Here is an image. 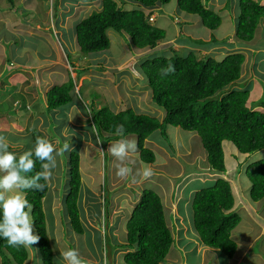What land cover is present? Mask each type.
<instances>
[{
	"label": "rangeland",
	"instance_id": "obj_1",
	"mask_svg": "<svg viewBox=\"0 0 264 264\" xmlns=\"http://www.w3.org/2000/svg\"><path fill=\"white\" fill-rule=\"evenodd\" d=\"M209 1L211 4L208 0H204L206 5L217 11L222 19L215 31L204 27L197 20L196 15L172 14L168 19H162V27L166 33L165 39L162 43H158L156 48L147 51L144 56L145 50L135 51L129 44L127 36H122L114 30L108 31L110 39L108 49L88 54L79 50L75 36V24L93 10H99L101 0H75L74 2L70 0H13V2L0 0V76L3 70L16 66L14 71L23 74L20 77L22 80L31 78L39 82L41 77H45L43 81L45 83L41 86L49 85L50 88L53 85H59L67 81L69 76L76 83V93L70 104L43 114L36 122L30 124L31 128H36L43 134H49L54 138L58 149L64 143L70 145L68 151L56 156L57 166L53 169L52 179L48 182V191L43 198L47 233L53 250V264L66 263L60 256V252L67 249L77 250L83 264H93V260L97 262L94 264H127L122 258L124 250L120 243L125 242L124 219L132 206L122 205H126L124 194L135 192L141 187L142 190L153 188V182H155L153 185L156 190L161 193L168 212L171 211L178 216L177 221L176 218L174 219V224L183 249L176 253L185 258L186 264H199L202 261V255L203 261L205 260L204 264H229L233 259L227 258L217 249L210 251L208 247L203 246L200 247L202 253L197 250V244L201 242L192 225L191 199L196 190L209 185L213 179L224 177L230 182L235 198V210L242 218L237 226L243 227L249 221L264 223V199L256 202L250 199V182L244 172L248 163L264 157V149L243 154L238 152L231 142L224 141L226 171L218 173L209 169L205 150L195 132L167 125L166 138L159 130H156L145 141V145L155 154L154 163H144L136 151L131 159L125 162L133 169V173L122 179L116 176L114 167L116 161L108 152L110 144L117 140L108 142L102 148L98 143L93 125L87 122L89 116H87L88 110L84 104L91 103L96 108L102 105H108L115 110L128 107L137 109L138 107L144 112H152L156 116L161 115L162 109L148 99L149 90L146 87L145 78L139 72V64L143 59L170 55L169 47L173 44H167V39L179 27L174 24L176 17L180 16L179 25L182 24L183 19L190 17V20L194 21V24L183 26L186 32L184 39L196 36L208 38L209 32L217 38H222L232 28V24L236 26L239 0H219L224 3L221 8L216 7L213 0ZM168 4V7L175 6L177 10L175 0H171ZM130 5L131 7L139 6L136 3H130ZM164 7L165 5L162 9ZM150 20H153L152 15H150ZM233 37L235 38L234 35ZM257 43L264 44V40L258 42V39L254 38L251 48H254ZM174 44L177 50L181 48L179 43ZM248 45L247 41H238L234 44L235 49L230 50V45L225 44L228 50L224 52L227 54L237 51L247 53L248 59L244 67L247 73L242 75L241 70L238 81L231 84L228 89L249 86L251 90L246 105L250 106L252 100L264 98V51L257 50L258 52L253 51V53L252 49H245ZM203 51L206 50L203 49ZM131 58L133 61L129 63ZM134 70L140 75L134 76ZM257 79L260 84L255 83ZM253 81L255 85L252 88ZM37 89H40V85ZM76 90H79L81 95ZM1 97L5 98L2 95ZM4 104L7 106L6 102ZM15 108L16 104L13 109ZM69 116H74V118L69 121ZM41 120L44 121L42 126L38 124ZM16 132L10 129V131H0V135L6 137L8 143L14 144L11 138L19 137ZM29 132L30 129H27L21 134L26 136L25 145L29 144ZM133 137L128 134L123 138ZM29 149H33L32 144ZM8 151L17 156L24 153L19 149H8ZM72 151H78L80 155L81 186L77 206L84 227L83 233L75 232L70 226L69 218L61 203L69 179L67 157ZM237 162L241 163L238 168ZM143 168H150L154 174L147 179L142 175H136V172ZM158 174L160 175L157 176ZM170 182L173 190L169 185ZM117 194L120 196L115 203ZM118 203L121 204L117 205ZM114 211L119 213L111 214ZM250 218L252 219L249 220ZM33 233L36 235L34 226ZM176 233L174 228V234ZM27 250L29 255L23 264H28L29 258L33 259L32 264H44L38 242L32 247H27ZM172 253L169 251L168 256L159 264H171L169 260L172 258ZM8 255L11 256V254ZM231 262L238 264L239 258ZM243 262L242 260L239 264Z\"/></svg>",
	"mask_w": 264,
	"mask_h": 264
},
{
	"label": "trees",
	"instance_id": "obj_2",
	"mask_svg": "<svg viewBox=\"0 0 264 264\" xmlns=\"http://www.w3.org/2000/svg\"><path fill=\"white\" fill-rule=\"evenodd\" d=\"M170 1L101 0L99 10H93L75 24L79 50L88 54L108 49L109 30L127 36L135 51L155 48L157 43L165 39L166 33L164 29L151 23L150 13L154 8ZM130 3L139 6L129 8ZM176 4L182 12L196 15L201 24L211 31L221 24L220 14L209 8L204 0H176ZM238 5L235 37L241 41H249L253 39L259 21L264 19V3L239 0ZM146 9L150 11L147 13ZM214 40L212 37L208 42H195L206 44ZM169 50L170 55L143 59L138 68L149 90L148 99L162 109L161 115L144 112L138 107L115 110L108 105L96 108L92 103L84 104L88 110L87 122L94 125L101 147L132 134L136 137L140 160L147 164L154 163L155 154L145 146V140L156 130L166 138L167 125L180 127L199 136L209 169L218 173L226 171L224 141L231 142L243 154L263 150L264 98L252 100L250 106H247L251 90L249 86L228 89L241 75L245 54L237 51L218 59L210 54L200 56L193 49L177 50L169 47ZM132 61L133 58L129 63ZM170 63L175 66L176 71L162 76V70ZM15 67H9L5 72L15 70ZM75 93V81L71 76L67 81L50 87L45 93L47 114L70 104ZM78 94L81 95L79 90ZM121 124L125 129L123 137L115 134L116 127ZM37 136L45 137L40 130L32 128L30 139L33 149ZM67 158L69 179L61 203L70 226L75 232L83 233L84 227L77 206L81 186L80 155L78 151H72ZM240 164L237 162V168ZM40 170L41 162L36 160L35 168L28 175L33 176ZM244 172L250 182V199L254 202L264 199V157L248 163ZM40 182L44 183L43 180ZM22 191L33 205V226L39 236L38 246L43 262L53 264V250L43 211V198L48 191V183L43 191ZM235 208L232 186L224 177H217L209 185L196 190L191 199L192 225L201 243L220 250L227 258H233L238 247L231 236L233 229L241 221V215ZM125 235V242L120 244L124 250L122 258L127 264H159L169 253L174 236L167 225L161 198L154 189L146 188L140 192L127 219ZM28 255L27 247H11L6 240L0 238V264H22Z\"/></svg>",
	"mask_w": 264,
	"mask_h": 264
},
{
	"label": "crops",
	"instance_id": "obj_3",
	"mask_svg": "<svg viewBox=\"0 0 264 264\" xmlns=\"http://www.w3.org/2000/svg\"><path fill=\"white\" fill-rule=\"evenodd\" d=\"M213 1H214L215 6L218 8H221L224 4L222 2H219V0H213ZM256 1L264 3V0H256ZM208 2H209V4H211L209 0H208ZM175 4H176V0H175ZM168 6H169V4H165V7L163 9H162V6L153 9V11L150 13V15H152V17H153V20H151L152 24L163 29L162 19H168V17H170L172 14L178 15L179 13H184L181 10H179L178 8H177V10H175V6L174 7H168ZM129 7H131V6L129 5ZM176 7H177V4H176ZM158 9H160L161 11ZM211 9H213V8H211ZM149 11H150L149 9H146L147 13ZM184 14H187V13H184ZM187 15H191V14H187ZM236 17H237V15H236ZM158 18H161V20H158ZM190 18L183 19L181 25H179L180 24V16L174 18L175 19L174 24H177V27L178 26L179 27L175 30L174 34L169 39H167V41H168L167 44H169V43L173 44V46H172L173 49H176L174 43L177 42L181 46V48H179V49H185V48L186 49H193V50H196L200 56L210 54V55L214 56L215 58L220 59L223 56L227 55V52H224V51L228 50V48H227V46H225V44L230 45V50H231V49H235L234 44H236V42L241 41V40L237 39L236 37H235L236 39L233 37V35L235 36V27L233 24H232V28L229 27L231 29L229 31H227V33H225L222 36V38H217V36H214L211 32H209L207 35L208 38H202L201 36H196L194 38L185 37L188 39H184V35L186 34V32L184 31L183 26L186 24H189V25L194 24V21L190 20ZM154 20H155V23H154ZM197 20H199V18ZM208 30H210V29H208ZM213 31H215V30H213ZM228 33H230V34H228ZM211 37L215 38V40L211 43L198 44L195 42V40H201V39L204 42H208V41H210ZM254 38L258 39V42L264 40V19H261L259 21L257 28L255 30L253 39H251L252 41L251 40L247 41V44H249V45L247 47H245V49H248V50L252 49L251 52H253V51L255 52L257 50L264 51V44L257 43L256 46H254V48H251L253 46L252 43H254ZM162 42L163 41H161L159 43H162ZM157 46H158V43L155 46V48ZM203 49H205L206 51H203ZM149 50H151V49H146L144 51V53H143L144 56H145V53ZM247 59H248L247 53H245V61L242 65V75H244L243 73H247V70H244V67L246 66L245 63L247 62ZM28 66H32V65H28ZM22 75H23L22 73L14 71V70L6 71V72H5V70H3V72L0 76V131H3V132L8 131V130L10 131V129L12 131L16 130L17 131L16 133L19 134V137H12L11 138V141H13L14 144L9 142V148L8 149H10V150L19 149V150H22V152H26L28 150H31L29 148H30V145L32 144V142H31V139L29 138L30 139L29 144L27 143V145H25L24 143L26 141V136L21 135V134H22V132L27 131V129L31 130L33 127L31 128L30 124L33 122H36L43 114H47L46 113V103H45V93L48 90L49 85L48 86H45V85L41 86L42 83H45V82H43L45 77H41L40 81L37 82L31 78L29 80H27V79L22 80L20 78V77H22ZM256 77L258 78V76H256ZM255 81H253V84L251 85L252 88L254 87L255 83H259L258 79ZM248 84H250V82H248ZM39 85H40V89H37V87ZM31 90H33L32 93H31ZM39 92L41 94H39ZM1 95L5 96V98L1 97ZM5 102L7 103L8 107L5 106V104H4ZM15 104H16V108L13 109ZM43 122L41 120V122L38 124L42 126ZM8 124H9V127H7ZM49 125L50 124L48 123V128H49ZM44 136L47 139H49L51 142H53L54 144H57V142H55V139L52 138L49 134L48 135L44 134ZM131 136L132 137L134 136L133 138L136 140L135 135L131 134ZM19 144H21V145H19ZM145 146H147V145H145ZM159 175L160 174H158L157 176H159ZM155 180H157V179H155ZM154 183L155 182L152 183V187H153L152 189H154L159 194V196L161 198V201H162V204L164 207V214H165V219H166L167 225L171 229L172 234L174 236V241H173L171 249H170V251H172L173 253H172V258L169 260V263H171V264H186L185 258L180 256L179 253H176L177 251L183 249L182 242L178 237L179 235L176 233L177 228L175 227V224H174V219L176 218V221H177L178 216L174 215L171 211L168 212V210L166 209L167 206L164 205V199H162L161 193H159V191H157L156 188L154 187V185H155ZM156 184L158 185L157 182H156ZM169 185L172 186V183L170 182ZM137 186H139V184H137ZM141 188L139 190H137L135 192H131V193L126 191L127 193L124 194V202L126 203V205H124V204H122V205L123 206L129 205V206H132V208H133L134 204L138 201L140 192L142 190ZM171 189L173 190V186L171 187ZM119 194L121 195V192ZM120 195H118V194L115 195V203H117V198ZM170 202H173V201H170ZM119 204H121V203H118L117 205H119ZM174 204H176L175 201H174ZM120 208H124V207H120ZM132 208H130V211L127 213V216L124 219L125 227H126V222H127V219L131 213ZM119 210H121V209H119ZM116 211H118V210H116ZM116 211L112 212L111 214H113V215L118 214L119 212H116ZM252 218H254V217H252ZM252 218H250L249 220H251ZM254 222L255 221H253V222L249 221L248 223L244 224L243 227L236 226L233 229L231 236L236 241L238 247H237L236 254L233 256V259L230 260L229 264H233L231 261L235 260L236 258H239V263L242 262V260H243L244 261L243 264L244 263H247V264H264V223L261 224V223H257V222L254 223ZM238 227H240V228H238ZM174 228H175L176 234H174ZM237 229H239V230H237ZM197 245H198L197 250H200V253H202L201 252L202 248H200V247H203V246L207 247L205 245H202L201 243H199ZM174 247H175V249H174ZM208 248L210 249V251L212 249H214V248H210V247H208ZM213 251H212V254H213ZM0 260H1V257H0ZM31 260H33V259L29 258L28 264H32ZM202 262H203V264L205 263V260L203 261V255H202V261L199 264H202ZM94 263H97L96 260H93V264ZM63 264H66V263H63Z\"/></svg>",
	"mask_w": 264,
	"mask_h": 264
},
{
	"label": "clouds",
	"instance_id": "obj_4",
	"mask_svg": "<svg viewBox=\"0 0 264 264\" xmlns=\"http://www.w3.org/2000/svg\"><path fill=\"white\" fill-rule=\"evenodd\" d=\"M175 71V66L170 63L162 70L161 75L168 76ZM133 75L139 76L140 74L134 70ZM73 118L74 116H69L68 120ZM124 132L122 124L115 129L117 136L123 137ZM97 140L98 143L101 142L98 133ZM8 148L9 143L6 137L0 135V238L6 240L7 245L11 247H32L39 241V236L33 233V205L22 190L43 191L52 179L53 169L57 166L56 156L68 151L70 145L64 143L58 149L57 145L46 137L37 136L34 149L18 157L15 153L8 151ZM136 151L137 142L134 138H122L110 144L108 152L115 158L114 167L117 177L123 179L133 173V169L125 162L130 160ZM36 160L41 162V170L29 176L28 174L35 168ZM153 174L150 168H143L136 172V175H142L146 179ZM41 180L44 183H41ZM60 256L66 264H83L79 252L75 249L61 251Z\"/></svg>",
	"mask_w": 264,
	"mask_h": 264
},
{
	"label": "built area",
	"instance_id": "obj_5",
	"mask_svg": "<svg viewBox=\"0 0 264 264\" xmlns=\"http://www.w3.org/2000/svg\"><path fill=\"white\" fill-rule=\"evenodd\" d=\"M150 19V18H149Z\"/></svg>",
	"mask_w": 264,
	"mask_h": 264
}]
</instances>
